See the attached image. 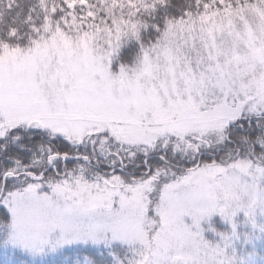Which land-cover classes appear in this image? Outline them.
I'll use <instances>...</instances> for the list:
<instances>
[{"label": "snow or ice", "instance_id": "snow-or-ice-1", "mask_svg": "<svg viewBox=\"0 0 264 264\" xmlns=\"http://www.w3.org/2000/svg\"><path fill=\"white\" fill-rule=\"evenodd\" d=\"M0 264H264V0H0Z\"/></svg>", "mask_w": 264, "mask_h": 264}, {"label": "trees", "instance_id": "trees-1", "mask_svg": "<svg viewBox=\"0 0 264 264\" xmlns=\"http://www.w3.org/2000/svg\"><path fill=\"white\" fill-rule=\"evenodd\" d=\"M183 2V0H173V3L174 4H178V3H182ZM148 36H149V34H148ZM147 36V37H148ZM148 39V38H147ZM137 51H138V49H135V47H134V49H133V45H126L125 46V48L124 49H122V53L120 54L119 53V56L120 55H126L125 57H124V61L123 62H132L133 61V58L131 57V54H134V57H135V55H136V53H137ZM121 56V57H122ZM120 57V58H121Z\"/></svg>", "mask_w": 264, "mask_h": 264}, {"label": "rangeland", "instance_id": "rangeland-1", "mask_svg": "<svg viewBox=\"0 0 264 264\" xmlns=\"http://www.w3.org/2000/svg\"><path fill=\"white\" fill-rule=\"evenodd\" d=\"M147 38H150V34H149V36L147 37H145V39H147ZM126 45H133V49H134V47H135V49H138V46L135 44V42H128L127 44H125L124 46H122V48H121V50H120V54L122 53V49H124L125 48V46ZM122 55H120L119 56V59H120V61L122 62V63H127V64H129V65H131V63L133 62H123L124 61V57L126 56V55H123L122 57H121ZM121 57V58H120ZM131 57L133 58V60H134V54H131Z\"/></svg>", "mask_w": 264, "mask_h": 264}]
</instances>
